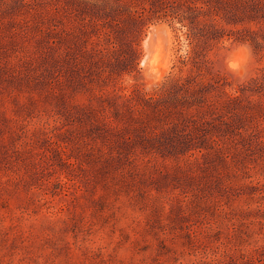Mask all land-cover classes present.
Returning a JSON list of instances; mask_svg holds the SVG:
<instances>
[{"label":"rangeland","instance_id":"1","mask_svg":"<svg viewBox=\"0 0 264 264\" xmlns=\"http://www.w3.org/2000/svg\"><path fill=\"white\" fill-rule=\"evenodd\" d=\"M188 1L106 65L92 8L0 0V264H264V0Z\"/></svg>","mask_w":264,"mask_h":264},{"label":"trees","instance_id":"2","mask_svg":"<svg viewBox=\"0 0 264 264\" xmlns=\"http://www.w3.org/2000/svg\"><path fill=\"white\" fill-rule=\"evenodd\" d=\"M75 1V0H74ZM78 4L93 9L89 22L93 26V35L97 39V49L93 55L100 63L112 65L105 61L110 57L119 56L120 64L137 60L134 43L138 45L143 30L156 20H178L184 24V18L174 17L169 11L166 0H76ZM194 1L185 3L183 10L192 11ZM189 20L193 23L192 17ZM184 26V25H182ZM86 33V32H85ZM189 37V35L187 34ZM192 61L188 56L182 64ZM97 64V63H95Z\"/></svg>","mask_w":264,"mask_h":264},{"label":"bare ground","instance_id":"3","mask_svg":"<svg viewBox=\"0 0 264 264\" xmlns=\"http://www.w3.org/2000/svg\"><path fill=\"white\" fill-rule=\"evenodd\" d=\"M163 27V26H162ZM162 27H153L152 28V30L155 32V34H158V33H160L163 29H162ZM165 27V26H164ZM163 27V28H164ZM165 30H166V28H165ZM163 32V31H162ZM166 32V31H165ZM168 32V31H167ZM169 33H167V34H165V36L166 35H168ZM163 35H164V33H163ZM161 37H162V35H160ZM169 36V35H168ZM164 37V36H163ZM161 39H163V38H161ZM152 40H153V35H152V33H150L149 35H148V37L144 40V42H143V44H144V46H145V51H146V56L143 58V60H142V65H144V66H146V67H148L149 68V72H150V74L153 76V77H155V78H157L158 77V75L160 74V72L159 71H157V70H155L154 69V67H153V65H154V63H155V56H154V53H153V51H155V49H153V47H152ZM166 40V39H165ZM161 41V40H160ZM158 42V44L159 43H161V42ZM170 42V41H169ZM164 43H166V42H164ZM157 44V46H159ZM167 44H168V42H167ZM153 46H154V44H153ZM163 46V45H162ZM161 46V47H162ZM167 46H169V45H167ZM156 47V44H155V46H154V48ZM160 47V46H159ZM164 47H165V50H166V46L164 45ZM163 48V47H162ZM161 50V49H160ZM159 51V50H158ZM169 51V50H168ZM160 52V51H159ZM164 52H166V51H164ZM163 53V52H162ZM159 54H161V52L159 53ZM169 54V53H168ZM158 55V54H157ZM162 55V54H161ZM166 55V54H165ZM170 57V56H169ZM166 59H167V56H166ZM158 60H160V59H158ZM157 60V61H158ZM170 60V59H169ZM164 62V61H163ZM166 62V61H165ZM157 64V63H156ZM162 64V63H161ZM167 64V63H166ZM169 64V63H168ZM158 65V64H157ZM165 66V65H164ZM166 67H167V65H166ZM165 67V69H167ZM164 69V68H163ZM163 69H160V71H163ZM147 71V70H146ZM158 72H159V74H158ZM164 72V71H163ZM160 76V75H159ZM152 77V78H153ZM152 80V79H151Z\"/></svg>","mask_w":264,"mask_h":264},{"label":"clouds","instance_id":"4","mask_svg":"<svg viewBox=\"0 0 264 264\" xmlns=\"http://www.w3.org/2000/svg\"><path fill=\"white\" fill-rule=\"evenodd\" d=\"M241 56V63H242V58H243V50L240 51V53L238 54ZM232 67H237V65H231Z\"/></svg>","mask_w":264,"mask_h":264}]
</instances>
